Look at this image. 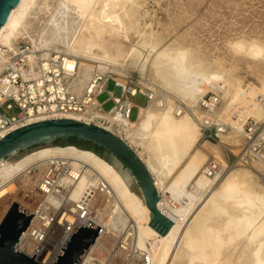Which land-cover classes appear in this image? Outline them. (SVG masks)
<instances>
[{"label":"bare ground","instance_id":"6f19581e","mask_svg":"<svg viewBox=\"0 0 264 264\" xmlns=\"http://www.w3.org/2000/svg\"><path fill=\"white\" fill-rule=\"evenodd\" d=\"M138 4V0H21L1 30L0 47L13 50L21 38L37 49L61 44L71 57L69 68H79L80 85L93 71L115 74L129 60L143 58L139 66H151L170 99L179 98L195 108L202 96L217 92L222 131L230 127L233 133L246 136L244 128L250 120L264 121V79L253 89L223 71L211 70L189 49L154 43L153 34L137 20ZM133 34L141 43L133 42ZM123 46L130 49L125 52ZM229 46L236 56L264 63V45L258 41L237 40ZM151 89L159 96L161 89L153 84ZM163 105L161 99H154L136 122L124 121L123 107L109 119L124 124V135L118 136L153 176L162 213L174 222L167 235L150 226L151 212L111 165L75 146L41 149L16 162L0 161V220L14 203L27 207L26 200L36 197L43 167L64 165L60 184L67 192L69 208L75 211V204L86 198V189H91V201L103 202L97 215L88 219L103 230L95 255L99 263L84 264H121L112 253L122 234L129 241L127 246L136 251L138 264H264V187L247 171H231L225 161H220L222 166L216 162L221 170L230 171L210 176L207 157L197 150L203 135L199 125L188 114L177 115L172 99ZM65 119L80 120L74 115ZM255 163L254 169L262 168L258 163L264 164V155ZM34 169L31 178L27 173ZM117 254L123 261L126 252Z\"/></svg>","mask_w":264,"mask_h":264},{"label":"built area","instance_id":"2783aa9c","mask_svg":"<svg viewBox=\"0 0 264 264\" xmlns=\"http://www.w3.org/2000/svg\"><path fill=\"white\" fill-rule=\"evenodd\" d=\"M0 53L3 54L0 62L1 138L18 128L32 124L31 121L65 119L69 115L77 116L80 122L96 125L119 137L118 135H124L122 133L124 124L109 119L118 108L123 107L124 121L130 123L131 111L134 108L133 100L139 96L145 98L147 104L159 98L163 101V106L167 105L165 102L167 96L165 98L164 95L156 96L151 89V83H139L132 75L115 78L112 73L96 70L91 73L84 85H80L79 68L71 69L68 66L70 56L54 49H37L27 38H21L13 50L0 47ZM110 82L114 83V93L107 91ZM104 92L110 96L108 101L114 103L109 111H105L104 105L98 102V97ZM171 99L177 115L188 114L195 119L203 132L202 140L212 141L227 131V127L223 131L220 127L217 112L221 106V97L217 92L210 91L202 96L195 108L179 98ZM138 117L139 108L137 119ZM244 130L248 143L242 152L236 155L234 166H249L261 160L263 156V124L252 119ZM119 138L122 139L121 136ZM208 168L210 176L222 171L215 161L209 162ZM27 174L33 178L35 169ZM63 174L64 165L43 167L36 181V197L27 199L28 206L22 207L34 214V217L15 250L31 260L38 253L33 260L37 264H54L77 224L84 226L83 220L87 221L96 216L99 206L103 204L100 199L91 201V189H86L84 192L86 198L80 200V204H75L73 211L69 208L67 192L61 188ZM49 192L53 194L50 196ZM110 201L112 202V199ZM8 212L3 215L0 225ZM67 215L73 218L72 222L67 219ZM102 232L103 230L100 234ZM100 234L82 261L83 264L89 261L99 263L95 255L100 250L97 243ZM128 242L125 239L120 240L113 250L112 258L121 264L140 263L136 251L127 246ZM120 250L126 252L123 261L117 254Z\"/></svg>","mask_w":264,"mask_h":264},{"label":"rangeland","instance_id":"374dc122","mask_svg":"<svg viewBox=\"0 0 264 264\" xmlns=\"http://www.w3.org/2000/svg\"><path fill=\"white\" fill-rule=\"evenodd\" d=\"M138 3L137 20L144 31L153 34L154 43H159L161 47L171 44L189 49L196 59L203 61L211 70L223 71L240 80L244 86L253 89H256L260 80L264 79V63H254L247 58L236 56L229 46L237 40H255L264 45V0H138ZM132 39L136 44L141 43L135 34L132 35ZM53 49L65 53L61 44H57ZM129 49V46H123L125 52ZM140 61H143V58L139 61L136 58L129 60L126 66L122 67L123 69L119 67V71L113 74L114 77L132 75V78L139 83H151L161 89L158 95L167 94L163 91L166 90L164 83L155 75L151 66L148 64L146 69H141ZM206 90L204 88L205 92ZM107 91L115 92L113 82L109 83ZM165 96L169 102L171 100L169 95ZM109 98L107 92L98 97V102L104 105L105 111H109L114 106L113 102L108 101ZM258 100L260 98L257 97ZM133 104L131 121L137 119L138 108H144L147 100L139 96L133 100ZM260 123L264 126V121ZM238 135L229 127L227 133L219 138L212 141L201 139L197 144V150L206 155V163L218 161L221 164L220 161H225L231 171H247L264 187L263 163H258L262 168L255 169L256 163L249 165V168L234 166L236 155H239L248 143L244 134ZM138 150L147 159L143 150L140 148ZM186 166L184 165L183 168ZM229 169L223 167L222 170H225L223 174H227ZM168 195L167 198L170 197V194ZM120 240H123V234Z\"/></svg>","mask_w":264,"mask_h":264},{"label":"water","instance_id":"95a60500","mask_svg":"<svg viewBox=\"0 0 264 264\" xmlns=\"http://www.w3.org/2000/svg\"><path fill=\"white\" fill-rule=\"evenodd\" d=\"M20 2L0 0V33ZM70 140L88 142L110 154L112 164L93 152L116 170L130 193L143 200L152 214L150 226L163 236L170 232L174 222L162 213L160 195L149 169L125 141L101 127L73 119L29 124L0 139V161L10 158L9 161L16 162L41 149L71 146L67 145ZM33 217L34 214L13 204L0 225V264H37L33 260L38 253L31 260L15 250ZM101 230L88 220L84 226L78 223L54 264H81Z\"/></svg>","mask_w":264,"mask_h":264},{"label":"trees","instance_id":"16d2710c","mask_svg":"<svg viewBox=\"0 0 264 264\" xmlns=\"http://www.w3.org/2000/svg\"><path fill=\"white\" fill-rule=\"evenodd\" d=\"M67 145L75 146L77 148L83 149V150H88L92 151L95 154H97L99 157L103 158L110 164H112V157L110 154H108L105 150L103 149H98L96 146L93 144H90L88 142H76L75 140H70ZM55 146H60V144H56Z\"/></svg>","mask_w":264,"mask_h":264},{"label":"crops","instance_id":"0c3cea01","mask_svg":"<svg viewBox=\"0 0 264 264\" xmlns=\"http://www.w3.org/2000/svg\"><path fill=\"white\" fill-rule=\"evenodd\" d=\"M146 106H147V105H146ZM146 106H145V107H146ZM145 107H144V108H145ZM142 109H143V108H139V117H138V119H137L136 121H138V120H139V118H140V115H141V111H142ZM136 121H134V122H136Z\"/></svg>","mask_w":264,"mask_h":264}]
</instances>
